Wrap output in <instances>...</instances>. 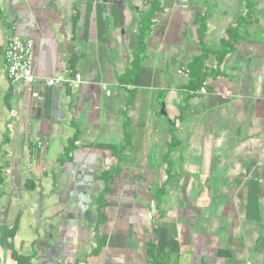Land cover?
Masks as SVG:
<instances>
[{
  "label": "crops",
  "instance_id": "crops-1",
  "mask_svg": "<svg viewBox=\"0 0 264 264\" xmlns=\"http://www.w3.org/2000/svg\"><path fill=\"white\" fill-rule=\"evenodd\" d=\"M257 1L159 0L147 29L152 0H0V264H264Z\"/></svg>",
  "mask_w": 264,
  "mask_h": 264
},
{
  "label": "built area",
  "instance_id": "built-area-1",
  "mask_svg": "<svg viewBox=\"0 0 264 264\" xmlns=\"http://www.w3.org/2000/svg\"><path fill=\"white\" fill-rule=\"evenodd\" d=\"M35 42L31 38H14L6 49V74L15 82L32 84L37 81L33 71ZM77 82L81 81L80 75L76 76ZM63 78L49 80V84H58ZM205 91V89H202ZM109 94V92H108Z\"/></svg>",
  "mask_w": 264,
  "mask_h": 264
},
{
  "label": "trees",
  "instance_id": "trees-1",
  "mask_svg": "<svg viewBox=\"0 0 264 264\" xmlns=\"http://www.w3.org/2000/svg\"><path fill=\"white\" fill-rule=\"evenodd\" d=\"M160 8V3H159V0H152V6L150 8V10L148 11L147 14H145L143 16V27L145 26V28L149 29L150 25L152 24V18L154 17V15L156 14L157 10H159ZM197 22L199 23H202L201 24V29L199 30V36L201 38V42L204 43L205 41V33H206V20L205 18L203 19L202 17L201 18H198L197 19ZM143 30H145L146 32V29L143 28ZM145 32H142V37L140 39V47H139V55L140 53H143L145 51V44H144V33ZM230 34V32H228ZM232 48V46L230 45L229 47H227V45L225 46L224 48V52H222V54L220 55V60L219 61H222V59H224V57L226 56V54L228 53V51H230ZM207 52L206 50H204L203 48V53L195 58L193 60V62L189 65L190 67V71H191V74H192V80L191 82L189 83L190 85V89H194V90H197L199 88V86H201V83L203 81V75H202V64L203 62L207 59ZM138 59V58H137ZM133 101V98L130 99V102L132 103Z\"/></svg>",
  "mask_w": 264,
  "mask_h": 264
},
{
  "label": "rangeland",
  "instance_id": "rangeland-1",
  "mask_svg": "<svg viewBox=\"0 0 264 264\" xmlns=\"http://www.w3.org/2000/svg\"><path fill=\"white\" fill-rule=\"evenodd\" d=\"M258 2V7H259V5L261 6V8H264V0H258L257 1ZM241 9H243V4H244V0H241ZM219 41V40H218ZM214 42H215V40H214ZM217 42V41H216ZM215 44V43H214ZM213 44V48L215 49V48H217L218 46H215ZM182 53V58L181 59H179L176 63H177V68H176V70H177V73L180 75V77H181V79H179V81H177V84H179V85H177L179 88H182V90L184 89V88H186V85L188 84V82H189V76H188V74H189V69H188V59H187V57H185L184 56V54H183V51L181 52ZM181 90V91H182Z\"/></svg>",
  "mask_w": 264,
  "mask_h": 264
},
{
  "label": "water",
  "instance_id": "water-1",
  "mask_svg": "<svg viewBox=\"0 0 264 264\" xmlns=\"http://www.w3.org/2000/svg\"><path fill=\"white\" fill-rule=\"evenodd\" d=\"M105 7H107V6L105 5ZM106 11H107V9H106ZM162 112L165 113V104H163V110H162Z\"/></svg>",
  "mask_w": 264,
  "mask_h": 264
}]
</instances>
